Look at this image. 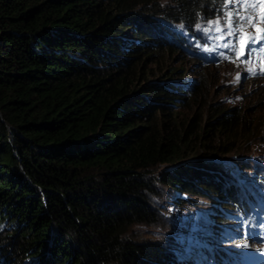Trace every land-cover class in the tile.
Returning <instances> with one entry per match:
<instances>
[{
  "label": "trees",
  "instance_id": "trees-1",
  "mask_svg": "<svg viewBox=\"0 0 264 264\" xmlns=\"http://www.w3.org/2000/svg\"><path fill=\"white\" fill-rule=\"evenodd\" d=\"M227 10L0 0V264H239L219 229L264 183V97L232 104L187 41ZM172 212L198 242L160 240Z\"/></svg>",
  "mask_w": 264,
  "mask_h": 264
},
{
  "label": "rangeland",
  "instance_id": "rangeland-1",
  "mask_svg": "<svg viewBox=\"0 0 264 264\" xmlns=\"http://www.w3.org/2000/svg\"><path fill=\"white\" fill-rule=\"evenodd\" d=\"M242 0H226V3L228 4H239L238 2H241ZM246 1V2H245ZM245 4H247V2L251 1V0H245ZM220 20V27L223 29L222 32L217 33L214 31L216 24H214L213 22H204V25L201 26L199 28L198 31H196V37L198 39L193 38L192 36L187 38V41H189V43H192L195 47H197V52L198 55L201 56L202 60H206L204 59V47L205 44L208 42H212L214 40V43H219L220 41H223V44L228 43V44H232L234 41H236L237 37L234 34L232 37H228L226 35L227 33V28L225 27V21ZM216 23V20H215ZM209 25L212 26L213 31L210 32H205L204 29L207 28ZM243 33V39H241L238 44L236 45V47H241L244 45V43H249V34L243 32V29L241 30ZM216 34V36H215ZM212 35H214V37H212ZM218 35L223 36V39H217ZM199 44V46H198ZM222 48L223 45H222ZM203 53V54H202ZM226 62H225V66L223 67V69L221 68L219 70V72H217L215 74V78H220L222 79V77L224 79L227 80L226 83H228L229 88L226 90V93H228L226 95V98L229 99V101H231L232 104H236V103H240L243 105L242 101L252 98V96H254L253 98L258 97L257 95H259L260 93L262 94V96L264 97V81L260 82L261 80H255L252 79L250 77L247 76V70L246 67L240 63V62H233V60L231 59V56H226ZM208 63L210 61L206 60ZM213 68H211L212 71ZM237 75L240 76V80L237 81L236 77ZM222 85V83H220ZM222 90V89H220ZM225 92L222 93V95L226 94ZM234 100V101H233ZM255 103V102H254ZM256 105V104H255ZM244 106V105H243ZM259 115L264 116V104H263V108H261V110L258 112ZM264 121V119H262ZM264 143V141H263ZM260 149V150H259ZM256 149L254 148V151H256L255 154L250 155L254 158H256L258 161H261L262 163H264V147L261 149ZM253 151V152H254ZM252 152V153H253ZM258 179V178H257ZM254 189L256 191L261 190V188L259 189L256 186H253ZM202 213V211H200ZM183 215V214H182ZM199 215H197V213H189V216H182V221H185L187 223H180V220L178 219V215L177 213H171L169 214V216L167 217V225L165 228V232H161L163 236H161V239H165L168 240L169 243H171L170 241H177L180 242L182 244L187 243L188 245H190V243H196L198 242L197 239H193L192 234H186L188 231H186V229H183V225L189 226L190 224L193 226L192 229H195L199 226V224L197 223ZM240 221V219H239ZM219 245L223 246L224 253L226 254V256H229L230 252H237L238 250H233L235 247L234 244H238V241H233L230 242L228 244H224L225 243V230H221L219 229ZM240 232H241V227L239 228ZM247 244L245 241L241 242V245H245ZM240 245V246H241ZM239 249V248H238ZM230 259V257H229Z\"/></svg>",
  "mask_w": 264,
  "mask_h": 264
},
{
  "label": "snow or ice",
  "instance_id": "snow-or-ice-1",
  "mask_svg": "<svg viewBox=\"0 0 264 264\" xmlns=\"http://www.w3.org/2000/svg\"><path fill=\"white\" fill-rule=\"evenodd\" d=\"M235 7L237 8L235 21H233V19H232V16H233L232 10L229 9L226 12H224V16L226 17L225 27L227 28L226 35L228 37H232L235 34L237 39L231 45L228 43L223 44V47L229 48L231 46L233 48V51L237 50L236 45L238 44V42L241 39H243V33L241 30L243 28H245L246 26H252L253 29L255 30L256 24L259 23V19H256L254 22V17H257V12H256L257 5H255V4H252V5L242 4V5H237ZM240 8H248V9H250V11L246 15L241 16L240 11H239ZM197 27L199 28L200 25H197ZM204 31L210 32V31H213V28L211 25H209L207 28L204 29ZM214 31L217 33H220L223 31V29L220 27V20L219 19L216 20V27H215ZM223 38H224L223 36L217 37V39H223ZM261 39L262 38L258 37V36H252L249 38L250 44L252 45L251 47L248 48V54L250 57L259 54L262 58H264V44L260 43ZM257 44H260L259 49H257L255 47ZM205 50L211 51V49H205ZM245 63L248 65L246 70L252 76H256L257 71H256V68H255L254 64L252 63L251 59H249L248 61H245ZM260 72H261V74H264V68H261ZM236 80L237 81L240 80L239 75H237ZM262 223H264V218H262ZM237 231H238V229H237ZM225 235H230V233L226 232ZM244 247H247V244H245Z\"/></svg>",
  "mask_w": 264,
  "mask_h": 264
},
{
  "label": "bare ground",
  "instance_id": "bare-ground-1",
  "mask_svg": "<svg viewBox=\"0 0 264 264\" xmlns=\"http://www.w3.org/2000/svg\"><path fill=\"white\" fill-rule=\"evenodd\" d=\"M261 81H263V80H261Z\"/></svg>",
  "mask_w": 264,
  "mask_h": 264
}]
</instances>
